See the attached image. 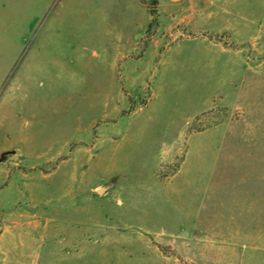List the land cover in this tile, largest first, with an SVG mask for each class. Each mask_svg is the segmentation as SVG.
Listing matches in <instances>:
<instances>
[{
    "label": "rangeland",
    "instance_id": "374dc122",
    "mask_svg": "<svg viewBox=\"0 0 264 264\" xmlns=\"http://www.w3.org/2000/svg\"><path fill=\"white\" fill-rule=\"evenodd\" d=\"M0 264H264V0H0Z\"/></svg>",
    "mask_w": 264,
    "mask_h": 264
},
{
    "label": "crops",
    "instance_id": "0c3cea01",
    "mask_svg": "<svg viewBox=\"0 0 264 264\" xmlns=\"http://www.w3.org/2000/svg\"><path fill=\"white\" fill-rule=\"evenodd\" d=\"M152 3H157L161 7L164 8V10H173L176 9L185 3L186 0H180L178 2L170 1V0H150ZM100 30V28H98Z\"/></svg>",
    "mask_w": 264,
    "mask_h": 264
},
{
    "label": "water",
    "instance_id": "95a60500",
    "mask_svg": "<svg viewBox=\"0 0 264 264\" xmlns=\"http://www.w3.org/2000/svg\"><path fill=\"white\" fill-rule=\"evenodd\" d=\"M170 1L178 2V1H180V0H170Z\"/></svg>",
    "mask_w": 264,
    "mask_h": 264
}]
</instances>
